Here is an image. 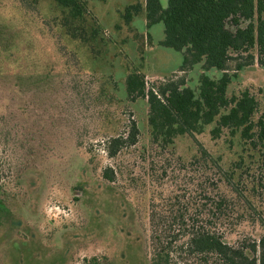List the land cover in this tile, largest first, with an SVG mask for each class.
Segmentation results:
<instances>
[{"label": "rangeland", "instance_id": "374dc122", "mask_svg": "<svg viewBox=\"0 0 264 264\" xmlns=\"http://www.w3.org/2000/svg\"><path fill=\"white\" fill-rule=\"evenodd\" d=\"M84 1L88 11L72 34L53 0L36 7L0 0V264H148L150 199L158 182L170 179H159L162 165L167 158L189 163L202 148L235 171L242 194L219 185L233 222L224 226V240H258L260 148L244 143L240 132L215 138L214 123L164 151L152 141L147 101L127 97L125 80L136 70L148 86L183 79L198 92L202 65L181 71L182 54L160 45L164 27L148 29L144 11L126 23V7L146 0ZM234 68L231 62L236 77L228 95L249 91L257 121L264 116V68ZM132 123L136 143L111 158L107 142L128 136ZM108 167L117 173L114 183L103 178Z\"/></svg>", "mask_w": 264, "mask_h": 264}, {"label": "trees", "instance_id": "16d2710c", "mask_svg": "<svg viewBox=\"0 0 264 264\" xmlns=\"http://www.w3.org/2000/svg\"><path fill=\"white\" fill-rule=\"evenodd\" d=\"M26 7H36L40 0H12ZM16 1V2H15ZM64 12L63 26L84 20L88 11L84 0H53ZM18 4V3H17ZM145 12L147 28L164 27L163 48L182 54L181 71L202 65L198 92L183 79H169L148 86L145 75L132 71L125 80L127 97L143 99L148 104V123L152 141L164 151L179 136H195L206 126L216 124L212 135L224 130L240 132L244 143L260 148L264 175V116L253 118L258 103L244 91L228 95L236 73L255 64L264 68V0H146L129 5L124 11L126 23ZM42 26L39 30L43 33ZM74 34V33H72ZM217 70L214 79L206 72ZM139 134L132 123L129 135L110 139L106 152L115 158L128 144L134 145ZM164 154V152L162 153ZM236 169V168H235ZM159 191L153 192L148 211V264H264V235L258 240H242L234 245L223 238V228L232 219L228 199L219 191L226 182L238 196L235 171L225 170L204 148L189 163L181 158H167L162 165ZM103 178L115 182L117 173L105 168ZM255 179V178H254ZM258 182H264V176ZM92 264H99L97 259Z\"/></svg>", "mask_w": 264, "mask_h": 264}]
</instances>
